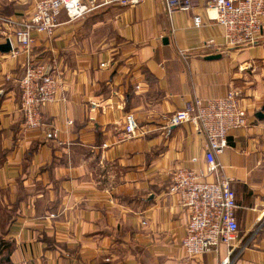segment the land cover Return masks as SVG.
Masks as SVG:
<instances>
[{"label": "crops", "instance_id": "1", "mask_svg": "<svg viewBox=\"0 0 264 264\" xmlns=\"http://www.w3.org/2000/svg\"><path fill=\"white\" fill-rule=\"evenodd\" d=\"M82 2L85 13L61 11L53 34L33 43L31 58L60 79L56 101L42 107V129L22 127L24 55L0 52L7 264H264V27L254 44L231 47L205 0L170 17L164 0ZM33 3L0 0V17L27 16ZM12 30L0 20V43L10 33L17 45ZM229 91L248 120L217 156L235 193L237 238L232 249L187 256L188 213L167 190L174 169L204 168L205 138L166 119L187 100ZM129 112L144 133L124 139Z\"/></svg>", "mask_w": 264, "mask_h": 264}, {"label": "built area", "instance_id": "2", "mask_svg": "<svg viewBox=\"0 0 264 264\" xmlns=\"http://www.w3.org/2000/svg\"><path fill=\"white\" fill-rule=\"evenodd\" d=\"M197 1L164 0L166 14L170 17L176 11L190 12ZM205 1L217 11L214 20L223 28L226 45L254 44L264 27V0ZM87 10L82 0H34L32 11L27 16L0 17L1 22L13 27L11 35L17 43L12 42L9 33L6 38L11 47L9 54L13 57L24 55L23 73L18 80L19 110L24 130L42 129V107L56 101L60 86L58 72L49 64L36 63L31 58L35 37L38 34L51 36L61 11L69 19H74ZM192 19L195 26L201 25L199 15H194ZM212 42L211 39L206 44ZM100 66L106 67L107 64L100 63ZM183 123L192 124L196 132L204 135L205 148L204 168L182 166L174 169L167 190L178 197L180 206L188 213L182 247L187 256L217 250L219 244L232 249L238 234L235 193L231 180L223 174L217 156L228 147L227 137L233 130L248 126L246 109L235 91L216 97H194L166 119L168 126ZM143 133L134 114L126 113L123 138H134ZM226 262L224 260L222 264Z\"/></svg>", "mask_w": 264, "mask_h": 264}, {"label": "trees", "instance_id": "3", "mask_svg": "<svg viewBox=\"0 0 264 264\" xmlns=\"http://www.w3.org/2000/svg\"><path fill=\"white\" fill-rule=\"evenodd\" d=\"M11 251V244L3 239H0V264H7L9 262V252Z\"/></svg>", "mask_w": 264, "mask_h": 264}, {"label": "water", "instance_id": "4", "mask_svg": "<svg viewBox=\"0 0 264 264\" xmlns=\"http://www.w3.org/2000/svg\"><path fill=\"white\" fill-rule=\"evenodd\" d=\"M10 49H11V47H10L9 39H6L5 42L0 43V52L1 53H9ZM216 57H218V55L208 56L209 59H214Z\"/></svg>", "mask_w": 264, "mask_h": 264}]
</instances>
